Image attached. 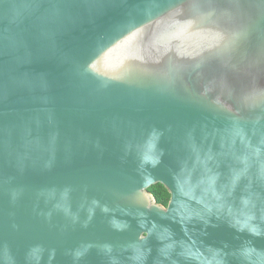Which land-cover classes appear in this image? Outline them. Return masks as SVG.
Masks as SVG:
<instances>
[{
	"label": "water",
	"instance_id": "water-1",
	"mask_svg": "<svg viewBox=\"0 0 264 264\" xmlns=\"http://www.w3.org/2000/svg\"><path fill=\"white\" fill-rule=\"evenodd\" d=\"M0 264H264V0H0Z\"/></svg>",
	"mask_w": 264,
	"mask_h": 264
},
{
	"label": "trees",
	"instance_id": "trees-1",
	"mask_svg": "<svg viewBox=\"0 0 264 264\" xmlns=\"http://www.w3.org/2000/svg\"><path fill=\"white\" fill-rule=\"evenodd\" d=\"M149 193L152 194L157 204L166 207L169 201V194L166 189L157 184L149 189Z\"/></svg>",
	"mask_w": 264,
	"mask_h": 264
}]
</instances>
